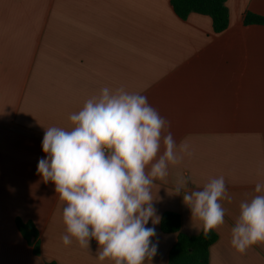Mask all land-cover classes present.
<instances>
[{
    "label": "crops",
    "instance_id": "0c3cea01",
    "mask_svg": "<svg viewBox=\"0 0 264 264\" xmlns=\"http://www.w3.org/2000/svg\"><path fill=\"white\" fill-rule=\"evenodd\" d=\"M226 6L229 27L217 34L209 16L180 19L170 0H0V264H115L97 259L94 239L64 245V202L37 173L45 128L70 130V116L105 87L146 95L189 145L152 187L157 215L177 213L181 232L199 235L202 221L174 186L223 176L232 202L222 201L209 264H264V242L244 254L231 245L240 202L264 183V27L243 22L264 16V0ZM17 220L36 226L39 254ZM154 227L157 255L144 264H168L178 234Z\"/></svg>",
    "mask_w": 264,
    "mask_h": 264
},
{
    "label": "clouds",
    "instance_id": "9594fccd",
    "mask_svg": "<svg viewBox=\"0 0 264 264\" xmlns=\"http://www.w3.org/2000/svg\"><path fill=\"white\" fill-rule=\"evenodd\" d=\"M73 127L45 128L37 173L51 181L63 201L64 245L75 238L88 248L94 239L97 259L115 264H144L157 255L155 225L161 217L152 187L169 174V166L191 156L187 143L177 144L170 121L146 95L105 87L70 116ZM182 178L175 195H182L191 216L203 223L204 235L225 223L222 201L232 202L223 176L201 189ZM239 204L231 229V245L240 254L264 242V183ZM151 221L153 227H147Z\"/></svg>",
    "mask_w": 264,
    "mask_h": 264
},
{
    "label": "trees",
    "instance_id": "16d2710c",
    "mask_svg": "<svg viewBox=\"0 0 264 264\" xmlns=\"http://www.w3.org/2000/svg\"><path fill=\"white\" fill-rule=\"evenodd\" d=\"M227 0H170L175 14L180 19H187L191 13L209 16L217 34L225 32L229 27V11ZM245 25H260L264 27V16L247 13ZM17 228L28 243L34 244L35 254H39L36 242L39 232L32 222L17 220ZM161 231L178 234L177 242L169 254L168 264H209V249L218 240V234L211 230L204 235V229L197 236H188L181 232V217L177 213L166 212L160 221ZM35 242V243H34ZM55 264V263H48Z\"/></svg>",
    "mask_w": 264,
    "mask_h": 264
}]
</instances>
